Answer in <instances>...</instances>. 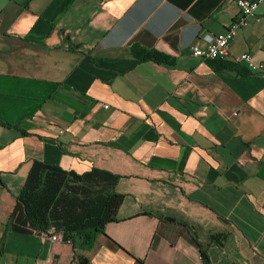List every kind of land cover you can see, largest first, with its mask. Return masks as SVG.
Returning <instances> with one entry per match:
<instances>
[{"label": "crops", "instance_id": "obj_1", "mask_svg": "<svg viewBox=\"0 0 264 264\" xmlns=\"http://www.w3.org/2000/svg\"><path fill=\"white\" fill-rule=\"evenodd\" d=\"M239 16L237 0H0V264H264V76L190 53ZM244 53L264 63V5ZM35 160L121 177L89 253L11 230Z\"/></svg>", "mask_w": 264, "mask_h": 264}, {"label": "trees", "instance_id": "obj_2", "mask_svg": "<svg viewBox=\"0 0 264 264\" xmlns=\"http://www.w3.org/2000/svg\"><path fill=\"white\" fill-rule=\"evenodd\" d=\"M131 53L140 62L175 65L174 58L154 49L136 45ZM120 180L119 175L99 168L79 174L35 160L17 196L10 228L24 234L62 235L87 254L106 226L117 221L125 201L116 191ZM78 258L80 264H90L87 255Z\"/></svg>", "mask_w": 264, "mask_h": 264}, {"label": "built area", "instance_id": "obj_3", "mask_svg": "<svg viewBox=\"0 0 264 264\" xmlns=\"http://www.w3.org/2000/svg\"><path fill=\"white\" fill-rule=\"evenodd\" d=\"M237 4L240 10L239 19L218 35L203 36L201 39L204 41V46H201L199 41L194 42L190 46V53L194 57L209 63L227 60L237 64L246 63L251 70L257 71L264 76V63L257 64L251 54L244 53L233 58L230 54L231 44L236 39L239 30L249 25L250 20L256 16L258 8L264 5V0H237ZM108 107L106 106L105 108L108 109ZM51 238L53 241L71 244V241H64V237L59 234L52 235Z\"/></svg>", "mask_w": 264, "mask_h": 264}]
</instances>
